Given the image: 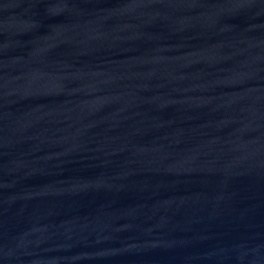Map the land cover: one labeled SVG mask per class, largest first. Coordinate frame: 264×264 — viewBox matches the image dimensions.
Here are the masks:
<instances>
[{"label":"water","instance_id":"obj_1","mask_svg":"<svg viewBox=\"0 0 264 264\" xmlns=\"http://www.w3.org/2000/svg\"><path fill=\"white\" fill-rule=\"evenodd\" d=\"M0 264H264V0H0Z\"/></svg>","mask_w":264,"mask_h":264}]
</instances>
